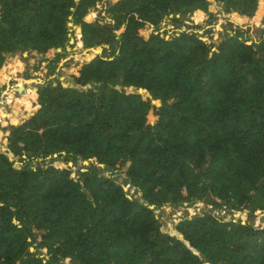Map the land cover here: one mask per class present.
<instances>
[{"label": "trees", "instance_id": "1", "mask_svg": "<svg viewBox=\"0 0 264 264\" xmlns=\"http://www.w3.org/2000/svg\"><path fill=\"white\" fill-rule=\"evenodd\" d=\"M216 4L245 23L264 10V0H0V86L23 73L19 53L4 64L15 51L51 57L54 73L69 23L77 47L102 49L73 88L34 86L35 114L18 124L12 109L18 125L0 129V264H264V227L226 218L264 217V30L250 44L239 28L219 44L159 32L170 15L203 21ZM105 5L110 20L91 21ZM70 162L125 170L124 183L92 168L73 178ZM197 201L211 209L172 234L154 213Z\"/></svg>", "mask_w": 264, "mask_h": 264}, {"label": "rangeland", "instance_id": "2", "mask_svg": "<svg viewBox=\"0 0 264 264\" xmlns=\"http://www.w3.org/2000/svg\"><path fill=\"white\" fill-rule=\"evenodd\" d=\"M114 2V0H107V4L111 5ZM217 6V5H216ZM107 8V5H105L102 8L92 10V13L94 15V18H98L99 16L105 18L106 20H110V16L105 13V10ZM209 13L212 11V7L208 9ZM213 12V11H212ZM193 15V14H192ZM196 13L194 12L195 20L192 23H188L187 19L190 18V16L187 17H181L179 22H182L181 25L174 24L170 19L172 16L166 17L163 20V23L159 27V32L163 34L166 38L170 39V36L174 33L179 32L176 27H188L185 31L188 32H194L206 43L213 42L214 44H219L220 40L225 39L227 34L234 35V32H231L230 30L234 28H239L240 31L244 32V37L251 42H259L262 30H264V10L262 16L259 18V20H256L252 23H245L242 21L241 18L236 20L234 17L236 16L234 13L224 14L221 11V8L216 10L214 15H208L206 14L204 16V20L200 21L196 19ZM257 15V14H256ZM254 15V16H256ZM89 16V14L86 16V18ZM253 16V17H254ZM85 18V20H86ZM252 18V17H250ZM88 21V22H91ZM232 23V27L228 26L227 23ZM70 24V23H69ZM69 28H71L70 34H69V42L66 47V53L67 55L60 61V63L53 69L54 73H50V69L48 67L49 61L51 60V57H41L35 52H23V51H15L13 54H10L6 57L4 64L7 62V59L12 56H15L19 53V60L23 63V73H19L17 76H9L5 75L3 77L4 84L0 86V129L2 127H5L6 125H12L16 126L19 124V122L22 119H29L32 117L33 114L38 110V106H35L33 104V110H31V115H29L30 111L26 110L25 106L26 99L28 97V94L32 92V88L35 86V90H37L39 85H43L46 81H51L54 83L56 79H59L62 83H64L67 86L74 87V82L72 80L71 74L75 71L76 68L80 66L83 62H89L90 58L94 54H101L102 50L100 48L96 50H84L83 48V41L82 46L77 47V43L74 40V33L72 24H70ZM199 27V28H198ZM190 28V29H189ZM235 30V29H234ZM208 31H211V37L209 38V35L207 34ZM82 37V36H81ZM58 52H61L59 49ZM130 91H133L132 89H129ZM135 91V90H134ZM138 93V91L136 90ZM140 94V93H138ZM143 95V94H141ZM143 96H146L145 94ZM149 97V96H148ZM16 99H20L21 101V107L17 108L15 105H13V101ZM156 104V101H154ZM15 109L18 112L22 113V117H20L18 124L14 125L11 124L8 120H13V116L10 113V110ZM154 117L153 115H149L148 117V124H154ZM7 134L0 135V138H2V145H5ZM55 166L59 168H64L65 164L62 162L54 163ZM68 167L71 169L72 174L71 176L73 178H78L79 172H85L87 169L92 168L93 170L97 171L99 176H112L111 173L108 170H99L98 166L94 164H90L89 162H78L77 164L74 163H68ZM102 167V166H101ZM101 169V168H100ZM125 170H120L117 175H113L112 178H114L118 183H124L125 176H124ZM130 185L127 183L124 184V190L128 193V197L133 199H138L141 196L134 191L133 188H129ZM211 209V207H206L203 202L197 201L192 205L184 204L182 206H168L165 205L164 207L156 210L154 213L156 215V218L160 220V222L163 224V226L166 228V230L171 233L176 224L185 217L191 218L193 216H196L198 213H202L204 210ZM212 214L216 215L217 217H224L225 210H212ZM233 217L235 220H240L241 222H249L253 223L254 227L262 226L264 227V221H263V215L260 213V211H257V214L255 217L250 218L248 216L247 211L243 212H235L232 215L226 216V218ZM173 233V232H172ZM171 233V234H172ZM34 252V250H31ZM44 252V251H43ZM68 261H65V264H67Z\"/></svg>", "mask_w": 264, "mask_h": 264}, {"label": "clouds", "instance_id": "3", "mask_svg": "<svg viewBox=\"0 0 264 264\" xmlns=\"http://www.w3.org/2000/svg\"><path fill=\"white\" fill-rule=\"evenodd\" d=\"M217 5V4H216ZM216 8V10H218V5L215 7ZM196 13V12H195ZM193 14V15H192ZM191 15L189 14L188 16H190V18L189 19H187V22L188 23H192L194 20H195V17H194V13H192ZM215 14V9H214V11H213V13L211 14V16L212 15H214ZM233 14V13H232ZM237 14V13H236ZM170 16H172V15H170ZM240 16V15H239ZM185 17H187V16H185ZM243 17V16H242ZM172 18H173V16H172ZM171 18V19H172ZM249 18V17H248ZM170 19V20H171ZM71 24V23H70ZM72 26H73V24H72ZM188 27H178V31L179 32H182V31H184V30H186ZM179 32H177V33H179ZM175 34V33H174ZM82 36V35H81ZM101 49V48H100ZM91 50H94V49H91ZM102 50V49H101ZM134 88V87H133ZM135 89V88H134ZM136 90V89H135ZM140 90H143V89H140ZM145 91V90H144ZM145 92H147V91H145ZM129 188H130V186H129ZM134 189V188H133ZM134 191L136 192V193H138L140 196H141V194H140V192L138 191V190H135L134 189Z\"/></svg>", "mask_w": 264, "mask_h": 264}, {"label": "water", "instance_id": "4", "mask_svg": "<svg viewBox=\"0 0 264 264\" xmlns=\"http://www.w3.org/2000/svg\"><path fill=\"white\" fill-rule=\"evenodd\" d=\"M69 26H71V25L69 24ZM78 31L81 32L80 27H79ZM218 40H220V42H221V39H218ZM70 87H71V86H70ZM71 88H73V87H71ZM130 89L135 90L133 87H130ZM145 95H146V96H150L147 92H145ZM152 103L154 104L155 102L153 101ZM33 115H34V114H33ZM33 115H32V116H33ZM31 250H32V249H31Z\"/></svg>", "mask_w": 264, "mask_h": 264}, {"label": "bare ground", "instance_id": "5", "mask_svg": "<svg viewBox=\"0 0 264 264\" xmlns=\"http://www.w3.org/2000/svg\"><path fill=\"white\" fill-rule=\"evenodd\" d=\"M196 16V15H195ZM197 17V16H196ZM13 105H14V101H13Z\"/></svg>", "mask_w": 264, "mask_h": 264}, {"label": "built area", "instance_id": "6", "mask_svg": "<svg viewBox=\"0 0 264 264\" xmlns=\"http://www.w3.org/2000/svg\"><path fill=\"white\" fill-rule=\"evenodd\" d=\"M218 9H220V7H218Z\"/></svg>", "mask_w": 264, "mask_h": 264}, {"label": "crops", "instance_id": "7", "mask_svg": "<svg viewBox=\"0 0 264 264\" xmlns=\"http://www.w3.org/2000/svg\"><path fill=\"white\" fill-rule=\"evenodd\" d=\"M242 17V16H241ZM243 17H245V16H243ZM248 18V17H247Z\"/></svg>", "mask_w": 264, "mask_h": 264}]
</instances>
